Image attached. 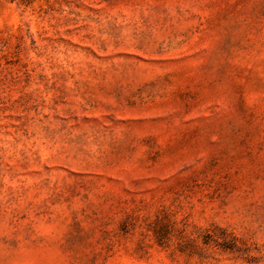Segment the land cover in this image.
Segmentation results:
<instances>
[{
	"label": "rangeland",
	"instance_id": "1",
	"mask_svg": "<svg viewBox=\"0 0 264 264\" xmlns=\"http://www.w3.org/2000/svg\"><path fill=\"white\" fill-rule=\"evenodd\" d=\"M0 264H264V0H0Z\"/></svg>",
	"mask_w": 264,
	"mask_h": 264
}]
</instances>
